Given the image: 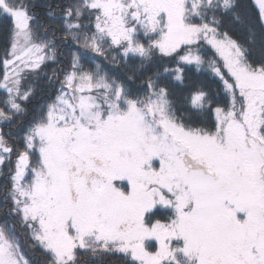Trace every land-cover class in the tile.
Listing matches in <instances>:
<instances>
[{"label":"snow or ice","instance_id":"6c2138e0","mask_svg":"<svg viewBox=\"0 0 264 264\" xmlns=\"http://www.w3.org/2000/svg\"><path fill=\"white\" fill-rule=\"evenodd\" d=\"M0 35V264H264V0H0Z\"/></svg>","mask_w":264,"mask_h":264},{"label":"trees","instance_id":"16d2710c","mask_svg":"<svg viewBox=\"0 0 264 264\" xmlns=\"http://www.w3.org/2000/svg\"><path fill=\"white\" fill-rule=\"evenodd\" d=\"M3 45H4V37L2 35H0V48H2ZM104 67H105V70L109 71L111 75L116 76V75L121 74V70L115 69L112 65L105 63ZM49 71H51V69H49ZM187 75H188V79L186 80L185 85H184V89H185L184 94H187L186 90L188 88H191L193 83L196 80H198V79L199 80H205L206 78L211 79V77L208 76L207 73L201 74V73H196L193 71V72H189ZM177 93L180 94V89H177ZM43 99L47 100V99H49V97L45 96ZM85 261H86V264H89V262L87 261V258H85Z\"/></svg>","mask_w":264,"mask_h":264}]
</instances>
